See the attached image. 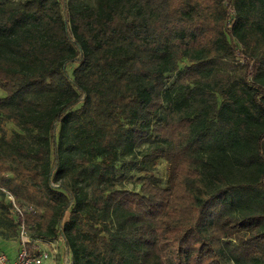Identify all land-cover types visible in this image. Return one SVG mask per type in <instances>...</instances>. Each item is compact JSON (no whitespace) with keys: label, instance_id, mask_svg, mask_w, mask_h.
<instances>
[{"label":"trees","instance_id":"16d2710c","mask_svg":"<svg viewBox=\"0 0 264 264\" xmlns=\"http://www.w3.org/2000/svg\"><path fill=\"white\" fill-rule=\"evenodd\" d=\"M0 90V240L264 264V0H0Z\"/></svg>","mask_w":264,"mask_h":264},{"label":"built area","instance_id":"2783aa9c","mask_svg":"<svg viewBox=\"0 0 264 264\" xmlns=\"http://www.w3.org/2000/svg\"><path fill=\"white\" fill-rule=\"evenodd\" d=\"M6 196H8V199L12 201L19 218L22 214V210H20L18 205L15 204L14 196L10 195V193L8 192H6ZM20 225L21 227L19 230V240H21V246L17 250L16 255L13 257V259H9L7 254L0 251V264H42L46 260L51 259V257L53 256L52 254L56 253L55 251L57 250H55L54 247H52L51 249H41L38 243L35 241H38L40 244L46 243L47 241L43 239H30L27 235L25 225H23L22 222H20ZM27 243L32 244V246L30 248L26 247Z\"/></svg>","mask_w":264,"mask_h":264},{"label":"rangeland","instance_id":"374dc122","mask_svg":"<svg viewBox=\"0 0 264 264\" xmlns=\"http://www.w3.org/2000/svg\"><path fill=\"white\" fill-rule=\"evenodd\" d=\"M16 3H19V2H22V1H25V0H12ZM85 2L87 3H92L93 0H84ZM71 68V66L69 67ZM2 96H5L4 95V92L2 90H0V97ZM13 126H11V124L8 126V129L12 128ZM157 166L155 168V172L154 174L158 177L161 178L162 182L164 183L167 179V174H168V163L165 162L164 160L162 159H159L157 161ZM117 173H120V170H117ZM136 175H134V173H132V171H127L126 173V184H125V187L126 188H131V189H137L138 188V185L136 184V181H135V177ZM68 214H66L65 218H67ZM62 241V240H61ZM59 241V248H58V245L54 246L55 250H57V248L59 249V254H55L56 255V259H55V263L56 264H65V260H66V253H65V249L64 247L62 246V242ZM48 248V247H47ZM0 251H3L5 252L4 249H0ZM56 252V251H55ZM65 259V260H64ZM48 261V260H46ZM43 264V263H42Z\"/></svg>","mask_w":264,"mask_h":264},{"label":"crops","instance_id":"0c3cea01","mask_svg":"<svg viewBox=\"0 0 264 264\" xmlns=\"http://www.w3.org/2000/svg\"><path fill=\"white\" fill-rule=\"evenodd\" d=\"M59 241H61V240H56V241H52V242L47 241L46 243H41V244L38 241H35V242L38 243V245H39V247L41 249L42 248H47V247H48L47 249H51L52 247H54L56 245H58V248H59V246H60L59 245V243H60ZM20 246H21V240H19L18 238H12V240L11 239L0 240V249H4L5 250L4 253L8 255L9 259H13V257L16 255V252H17V250L19 249ZM62 246L64 247V245H62ZM58 248H57V250L59 251ZM55 254L56 253L52 254L53 256L51 257V259H49L48 261L43 262V264H56L55 263V259H56L55 258Z\"/></svg>","mask_w":264,"mask_h":264}]
</instances>
